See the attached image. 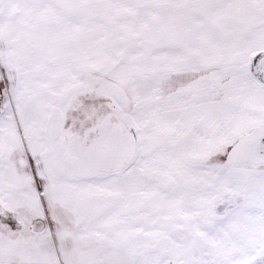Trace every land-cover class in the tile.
Segmentation results:
<instances>
[{"label": "snow or ice", "instance_id": "1", "mask_svg": "<svg viewBox=\"0 0 264 264\" xmlns=\"http://www.w3.org/2000/svg\"><path fill=\"white\" fill-rule=\"evenodd\" d=\"M0 264H264V0H0Z\"/></svg>", "mask_w": 264, "mask_h": 264}]
</instances>
